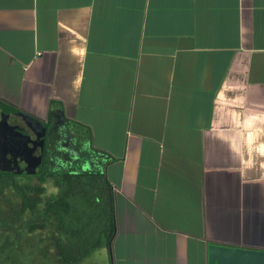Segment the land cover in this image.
<instances>
[{
	"label": "crops",
	"instance_id": "obj_1",
	"mask_svg": "<svg viewBox=\"0 0 264 264\" xmlns=\"http://www.w3.org/2000/svg\"><path fill=\"white\" fill-rule=\"evenodd\" d=\"M52 100L116 158L115 264L264 251V0H0V103Z\"/></svg>",
	"mask_w": 264,
	"mask_h": 264
},
{
	"label": "trees",
	"instance_id": "obj_2",
	"mask_svg": "<svg viewBox=\"0 0 264 264\" xmlns=\"http://www.w3.org/2000/svg\"><path fill=\"white\" fill-rule=\"evenodd\" d=\"M60 110H56V109ZM62 105L52 100L49 123L54 117L68 124L71 142H61L62 137L48 135L43 150V163L36 174L39 184L36 192L42 193L45 179L53 180L58 194L48 199L45 210L57 220V230L64 236L53 238L59 260L63 264H79L96 249L106 246L110 253V264H115L113 244L118 233L116 190L107 176V167L116 158L96 148L92 132L86 125L64 118ZM72 135V136H71ZM67 144V145H66ZM8 186L21 195L23 209L35 207L41 196L30 198L14 176L0 169V194Z\"/></svg>",
	"mask_w": 264,
	"mask_h": 264
},
{
	"label": "rangeland",
	"instance_id": "obj_3",
	"mask_svg": "<svg viewBox=\"0 0 264 264\" xmlns=\"http://www.w3.org/2000/svg\"><path fill=\"white\" fill-rule=\"evenodd\" d=\"M14 179L30 188L26 190L30 198L41 196V201L35 209H23V199L14 187H6L0 194V264H61L53 238L64 236L57 230V220L45 210L48 199L58 194V187L50 178L45 179L44 191L39 194L36 174L18 173Z\"/></svg>",
	"mask_w": 264,
	"mask_h": 264
},
{
	"label": "water",
	"instance_id": "obj_4",
	"mask_svg": "<svg viewBox=\"0 0 264 264\" xmlns=\"http://www.w3.org/2000/svg\"><path fill=\"white\" fill-rule=\"evenodd\" d=\"M0 108L2 109V116L0 119V155L7 151L8 146L11 145L10 141L13 140L14 144L24 143L27 145L28 142L25 138L30 136L25 128H21L18 125L13 126L8 122L11 113L22 118L26 126L38 135L40 140H36V149L39 146L43 150L47 134V122L45 120L10 106L9 104L0 103ZM65 139H67V137ZM42 158V155H36L29 161L32 168L27 169L28 173H36L37 168L41 166ZM209 250L210 264H264L263 250L232 248L220 245H211Z\"/></svg>",
	"mask_w": 264,
	"mask_h": 264
},
{
	"label": "flooded vegetation",
	"instance_id": "obj_5",
	"mask_svg": "<svg viewBox=\"0 0 264 264\" xmlns=\"http://www.w3.org/2000/svg\"><path fill=\"white\" fill-rule=\"evenodd\" d=\"M1 112L2 109L0 108V119L2 116ZM8 122L13 126L18 125L21 128H25V130L29 133L30 136L28 138L27 137L25 138V140L28 142L27 145H25L24 143L21 144L17 143L20 145L16 146L17 144H14L13 140L10 141L11 145L8 146L7 151L3 152L1 154L2 156L0 155V169L3 172H7L12 176H16L18 173H22V174L27 173L29 175H32L27 171V169L32 168V165L30 164L29 161H31V159H33L36 155H42L43 157L42 149L39 146L36 149V143L40 139L38 138V135L34 131H31L26 126L25 122L19 116H16L15 114L11 113L9 115ZM47 123H49V120L47 121ZM67 126L68 124L66 123V121L62 118H58V116L56 115L53 119V123L52 124L50 123L47 126V134H46L45 142L49 134L53 136L58 133L62 137L61 142L67 143L68 144L67 147H71L70 146L71 138L68 134L70 132L68 131ZM66 137L67 139H65Z\"/></svg>",
	"mask_w": 264,
	"mask_h": 264
}]
</instances>
